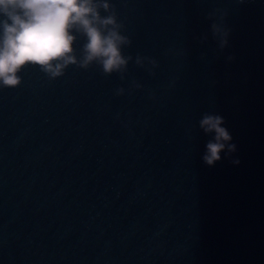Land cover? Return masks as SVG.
Segmentation results:
<instances>
[{
    "label": "water",
    "instance_id": "water-1",
    "mask_svg": "<svg viewBox=\"0 0 264 264\" xmlns=\"http://www.w3.org/2000/svg\"><path fill=\"white\" fill-rule=\"evenodd\" d=\"M94 3L131 40L125 71L0 87V264H264V0ZM205 113L236 145L212 167Z\"/></svg>",
    "mask_w": 264,
    "mask_h": 264
},
{
    "label": "clouds",
    "instance_id": "clouds-1",
    "mask_svg": "<svg viewBox=\"0 0 264 264\" xmlns=\"http://www.w3.org/2000/svg\"><path fill=\"white\" fill-rule=\"evenodd\" d=\"M102 6L105 11L109 10L108 3ZM0 17L5 18L0 20L2 88H17L22 82L19 74L28 66H38L50 80H55L65 74L69 65L88 70L93 62L105 76L122 73L126 70L127 62L132 59L121 54V45H130L131 40L119 34L118 29L123 24L117 23L115 11L107 18H102L94 0H0ZM212 18L213 14H209L208 19ZM223 19L224 15L221 16V22ZM74 31L82 33L87 41L79 61L74 55L73 45L77 39ZM211 32L213 38H218L219 47L223 50L228 45L230 30L221 24L212 23ZM136 63L143 66L139 55ZM150 63L158 67L154 59ZM150 74L154 75L152 72ZM136 87L141 86L137 84ZM123 91L122 88L117 89L116 95H122ZM224 123L221 116L208 113L199 121L203 133L213 136L207 142L202 157L209 167L221 160V152H226V156L236 152L230 133L222 127ZM232 163L238 165L239 160H232Z\"/></svg>",
    "mask_w": 264,
    "mask_h": 264
}]
</instances>
